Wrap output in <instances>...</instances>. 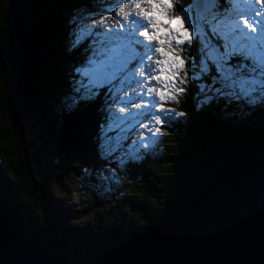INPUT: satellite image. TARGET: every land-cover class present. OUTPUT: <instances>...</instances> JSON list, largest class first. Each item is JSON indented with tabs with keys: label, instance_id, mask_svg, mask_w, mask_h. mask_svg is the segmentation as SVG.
Masks as SVG:
<instances>
[{
	"label": "trees",
	"instance_id": "trees-1",
	"mask_svg": "<svg viewBox=\"0 0 264 264\" xmlns=\"http://www.w3.org/2000/svg\"><path fill=\"white\" fill-rule=\"evenodd\" d=\"M99 2L28 0L26 18L45 35L44 82L36 101L24 106L14 87L13 65L1 53L6 44L8 2L0 0V212L59 261L78 264L142 231L191 197L239 153H264V103L252 106L227 99L202 103L205 97L196 86L180 84L184 93L175 91L163 107L184 115H173L167 123L157 125L154 115L147 114L144 124H151L150 135L159 129L155 138L151 135L156 143L148 148L137 147L138 155H128L121 165L114 159L110 166L121 167L116 177L121 181L110 187L111 203L103 212L105 217L94 220L91 227L67 230L54 217L55 208L64 199L50 192L48 168L54 164L59 172L65 168L77 172L83 165L85 181H101L92 174V167L97 166L95 161H99L97 156L102 151L98 133L106 125L101 113L107 87L100 89L99 96L79 103L73 96L62 104L59 94L63 91L73 95L77 93V81H87L75 71L74 64L84 63L85 52L96 45L94 37L80 35L77 29L80 30L81 18L87 20L84 11L94 10ZM192 12L197 16L193 8ZM207 29L206 23L201 24L202 34ZM207 36L215 46L216 37L210 31ZM183 45L185 75L191 60L187 44ZM191 47L199 61L194 38ZM151 110L155 112V104ZM69 119L86 129L81 148L64 151L60 157L58 153L57 164L54 159L53 163L46 162L44 145L48 140L58 142L60 135L54 131ZM131 132L128 134L134 135ZM40 140V155L33 160L31 150Z\"/></svg>",
	"mask_w": 264,
	"mask_h": 264
},
{
	"label": "water",
	"instance_id": "water-1",
	"mask_svg": "<svg viewBox=\"0 0 264 264\" xmlns=\"http://www.w3.org/2000/svg\"><path fill=\"white\" fill-rule=\"evenodd\" d=\"M7 2L1 53L13 65L22 104L30 106L43 87L45 35L26 18L28 0ZM59 130L60 153L81 148L82 124L69 119ZM41 148L42 141L35 142L33 160ZM0 264L78 263L59 261L0 212ZM82 264H264V154L239 153L191 197Z\"/></svg>",
	"mask_w": 264,
	"mask_h": 264
},
{
	"label": "snow or ice",
	"instance_id": "snow-or-ice-1",
	"mask_svg": "<svg viewBox=\"0 0 264 264\" xmlns=\"http://www.w3.org/2000/svg\"><path fill=\"white\" fill-rule=\"evenodd\" d=\"M143 2L150 6L148 10L141 6L139 0L136 3L132 0L126 2L102 0V3L109 5L102 9L105 13H111L116 4L120 5L116 15H122L124 19L117 21L119 27L112 25L105 29L103 25L106 16L99 15V12L87 17L93 21V26L84 31L87 37H94L96 47L87 60V66L83 70L79 67L75 69L79 75L89 78L88 85L81 82L76 89V103L99 96L100 89L107 87V96L111 97L110 101H106L109 105L122 102L127 106L133 99L144 101L143 105L134 104L137 112L129 115L139 116L142 111L148 110V115H154L157 125L167 123L173 115L183 116L182 112L173 113L171 109L163 107L165 96L170 93L150 86L152 80L158 81L161 78L175 86L179 71L186 67L181 56L175 54L171 48L165 51L162 47L172 38L177 45L187 44L191 60L185 77L179 82L192 83L196 86L199 94L205 97L202 103L216 99L243 102L252 106L264 103V20L260 19L264 16V0H143ZM132 8L139 11L133 13ZM173 8L176 12L170 16L169 10ZM192 8H195L197 14L195 24L189 15ZM141 17H146L148 22ZM185 20L188 21L187 26ZM203 23L208 25L204 34L201 31ZM165 25L167 27H164ZM149 28H152L153 32L150 33ZM137 29H142L139 35L145 37L148 43L137 37ZM208 31L216 37L215 46L208 39ZM162 34L167 36L169 41L160 39ZM193 38L199 49V61L191 47ZM153 40L162 45L156 47L155 52L167 57L156 61L158 66L163 65L158 68L160 75H150L155 69L151 63H145V60H151ZM140 77L144 79L141 80ZM132 84L140 85V91L117 101L119 92L123 91L124 87H131ZM175 91L183 94L185 89L176 88ZM157 96L160 103H157ZM153 104L156 105L154 113L150 111ZM125 111L126 107L119 109L120 113ZM144 119L147 120L148 116L145 115ZM147 127V124H140L141 129ZM131 130L135 131V128ZM158 131L159 129L156 130ZM156 132L151 133L153 138ZM141 135L143 136V133ZM135 144H139V141ZM135 144L132 147H135ZM115 151V148L111 149L109 155ZM107 178L108 173H105L104 179Z\"/></svg>",
	"mask_w": 264,
	"mask_h": 264
},
{
	"label": "rangeland",
	"instance_id": "rangeland-1",
	"mask_svg": "<svg viewBox=\"0 0 264 264\" xmlns=\"http://www.w3.org/2000/svg\"><path fill=\"white\" fill-rule=\"evenodd\" d=\"M122 2H126V0H122ZM133 3H136L137 0H132ZM141 2V6L145 9H149V5L143 2V0H139ZM109 5L102 3V0L98 3V6L95 7L94 10L91 11H84L85 17L94 16L97 12H99V15L106 16V19L104 21L103 27L107 29L109 26L115 25L119 27L117 24V21H121L123 16H117L116 10L119 9L120 5L116 4L115 8L111 13H105L102 11L103 8H107ZM259 8L260 6H256ZM131 11L133 13L138 12V9L132 8ZM176 10L175 8L169 10V15L175 14ZM189 15L192 17V20L195 24V20L197 22V16L192 12L189 13ZM80 16V15H79ZM145 20L147 23L146 17H141ZM260 19L264 20V16H261ZM81 23L79 24L80 30L77 29V32L81 35H86V31L84 29L92 27L93 21L91 19H83L81 18ZM98 20V17H97ZM185 26L188 25V21H184ZM175 26V22L174 25ZM164 27H167L166 25ZM142 31V29L136 30L137 37L143 41L144 43H148V41L145 39V37L140 36L139 33ZM148 31L151 33L153 32L152 28H149ZM191 31V29H190ZM160 39H164L166 41H169V38L165 35H161ZM153 44V51L150 53L151 60H145V63H151L153 66V71L150 73V75H160L158 68L162 67L163 65H157V60H163L167 57L161 56L159 53L155 52L156 47H161L156 40H153L151 42ZM73 45V43H71ZM66 46V45H65ZM184 45H177L175 43V39L172 38L170 42H166L162 47H164L165 51H169V48L175 52V54L181 56L182 59L184 52L182 49L186 48ZM96 47V46H95ZM95 47H91L88 49V51L85 52L86 58L84 60V63H80L79 65L76 63V68L79 67L81 70L85 66H87V60L92 56V52L95 49ZM75 68V69H76ZM184 69L179 71V75L177 78V82L175 86H173L169 81L164 80L161 78L160 80H152L150 82V86L154 89H159L166 91L170 93V95L165 96V100L169 98L174 92L176 88H179L180 86V79H183L185 75H183ZM137 75H139L137 73ZM87 81L82 79H79L77 81V88L79 87L80 83L83 82L85 85L89 84V78L83 77ZM141 80H143V77H140ZM140 85L132 84L131 87H124L123 91L119 92V95L117 96V101H120V98H127L131 96L134 93H138L140 91ZM76 88V89H77ZM147 88V85L145 86ZM75 89V91H76ZM84 91L83 89L81 90ZM75 93V92H74ZM61 103L67 104V99L72 98L75 96L77 98V93L71 95L70 93L61 91ZM155 94V93H153ZM74 97V98H75ZM157 103H160V98L157 96ZM111 97L107 96L105 97L103 101V111L101 113V117H105L106 125H104V128H100L99 130V142L100 146L102 147V151H99V156H97V160L95 161L97 166L92 167V174H96L100 178L101 181L98 179L94 180H88L85 181V178L87 175L84 174L86 172V167L82 165L81 170L73 171L70 169H64L63 172H59L56 170L55 165L53 164L52 167H49L50 170V192L53 196H59L64 199L62 203L55 208L54 211V217L60 222L63 223V226L67 230L72 229H82L86 227H91L92 222L94 220H97L99 218H104L103 212L107 209L109 204L111 203L110 196L108 193L111 192L110 187L115 185V181H121V179L116 178L117 175L121 172V167L113 168L112 165L114 162V159H117L116 164L121 165L122 162H125L126 158H128V155L136 156L138 155L137 147L146 148L145 145L148 147L154 145L156 142L151 139L150 132L152 131L151 124L148 125L147 128H144L142 131H140L138 128L135 129V131H132V128L140 126V124H144V116L148 114V110H144L141 112L139 116L135 115H129V113L135 114L137 112V109L134 108V104H144V101L133 99L132 103L125 106L122 102H116L111 103L110 105L106 101H110ZM164 104V103H163ZM121 107H126L125 113H120L119 109ZM60 108V107H59ZM56 113L58 112L57 109H55ZM150 111L154 113L151 109ZM152 116V115H150ZM122 117H126V119H121ZM153 117V116H152ZM155 118V117H154ZM57 119V118H56ZM58 120V119H57ZM154 120V119H153ZM68 121V120H67ZM108 122V123H107ZM65 123V122H64ZM36 132L39 131V128H35ZM132 131L129 135L128 132ZM55 134L61 135L62 132L54 131ZM143 133V136L141 135ZM139 141V144H135V142ZM153 142V143H152ZM47 145H44L45 147V159L48 163H53L52 160L54 159L55 164H57L58 160L55 155H57L59 152V147L57 145V142H52L51 140H48ZM135 144V147H132ZM43 147V148H44ZM115 148L116 151L114 154L109 155L111 152V149ZM61 152L59 154H62ZM116 156V157H115ZM119 158V159H118ZM76 160V159H75ZM72 161V159H70ZM78 161V160H77ZM73 165V163H72ZM47 169V170H48ZM90 173V172H89ZM108 173V178L104 179V174ZM115 174V175H114ZM98 180V181H96Z\"/></svg>",
	"mask_w": 264,
	"mask_h": 264
},
{
	"label": "bare ground",
	"instance_id": "bare-ground-1",
	"mask_svg": "<svg viewBox=\"0 0 264 264\" xmlns=\"http://www.w3.org/2000/svg\"><path fill=\"white\" fill-rule=\"evenodd\" d=\"M242 154H244L245 156H247V157H250L251 155H249V154H247L246 152H241ZM264 153H262V154H257V155H263Z\"/></svg>",
	"mask_w": 264,
	"mask_h": 264
}]
</instances>
